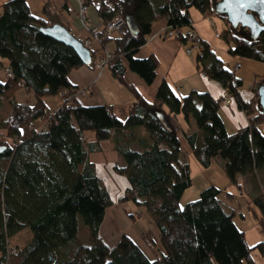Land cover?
I'll use <instances>...</instances> for the list:
<instances>
[{
  "label": "trees",
  "instance_id": "obj_1",
  "mask_svg": "<svg viewBox=\"0 0 264 264\" xmlns=\"http://www.w3.org/2000/svg\"><path fill=\"white\" fill-rule=\"evenodd\" d=\"M83 3L88 6L91 0ZM93 5L103 26L89 29L85 37L97 34L94 41L100 49H106L109 41L115 48L97 58L91 45V63L109 54L111 74L134 96L125 118L112 104L79 100L78 88L68 75L83 61L72 47L41 30L58 19L36 15L28 0H5L0 5V56L8 61L4 69L12 73L5 71L0 78V99L9 110L6 115L0 110V131L7 134L0 140V264H256L255 253L264 257V240L248 243L245 230L235 221L236 210L224 199H234L235 192L211 184L198 198L184 206L180 202L193 174L175 124L179 115L188 123L191 118L195 121L196 128L184 132L195 160L209 167L218 157L239 193H244L240 176L252 177L264 167V116L256 107L255 90L259 78L244 96L235 69L227 67L207 41L189 36L190 10L197 9L204 17L217 15L212 0H100ZM116 18L124 19L122 30L107 33L108 23ZM162 18L168 30L181 32L176 39L182 43L201 41L198 69L236 99L248 124L229 132L221 100L209 91L193 89L177 95L164 78L148 99L126 80L130 69L147 84L155 81L159 58L155 53L140 57L138 52ZM218 32L231 55L264 62V33L258 41H249L227 23ZM21 87L34 93L35 103L17 100ZM54 94L62 95V104L49 110L43 98ZM161 113L171 128L161 120ZM23 128L30 132L26 138ZM89 130L95 134L93 140L87 136ZM103 140H110L124 159L123 165L113 166L127 180L116 198L89 157L102 149ZM115 199L133 202L137 211L131 215L142 212L156 227L158 243L150 231L144 232L152 256L126 233L113 247L102 239L100 226ZM252 200L261 210L259 224L264 229L263 185ZM79 218L87 228L86 241L79 235ZM27 228L32 231L28 242L19 245L12 240Z\"/></svg>",
  "mask_w": 264,
  "mask_h": 264
},
{
  "label": "crops",
  "instance_id": "obj_2",
  "mask_svg": "<svg viewBox=\"0 0 264 264\" xmlns=\"http://www.w3.org/2000/svg\"><path fill=\"white\" fill-rule=\"evenodd\" d=\"M4 1L5 0H0V5ZM28 1L32 11L36 15H40L48 19H53V18L58 19L60 23L65 25L67 28H69L71 32L74 35H76L78 38L89 35L90 33L89 29L99 30L103 26L102 19L100 18L96 8L93 5L94 3H98L100 0H91V3L88 5L89 7L87 13H88L89 28H86L78 17V11H79L78 0H67L66 3L67 6H65L64 4L65 0H28ZM34 9H39V10L35 11ZM190 11L193 19L191 30L195 31L196 34L201 39L207 41L210 47L215 51L213 42H216V39L218 38L214 36V33L211 30V28L212 27L215 29L217 28L216 21L214 20L213 17H204L197 9H191ZM158 22L159 23L156 26H153L152 33L149 35L147 42L140 48L138 52V56L140 57L147 56L150 53H155L159 58V66L157 69V76L155 81L152 84H147L139 75H137L135 72L131 71L130 69L126 70L125 73L126 80L136 85L138 89L148 99H152L154 97L157 86L164 78L167 79V81L171 84L177 95H185L191 90L196 89L199 91H209L215 97L222 98L225 91L224 87L217 80L210 79L207 75L203 76L202 72L197 67L196 56L192 57V53H187L186 47L189 45L190 42L182 43L176 38H165L160 36L159 31L166 26V20L162 18ZM218 43H220L222 47L227 50L228 48L227 43L224 42H218ZM105 46L106 49H100L99 42L94 41L92 43V48L97 50L96 51L97 58L103 55L104 51L106 50L112 51L115 48V43L114 41H109L106 43ZM216 55L218 56L217 53ZM221 59L223 61L225 60L223 58ZM3 61L4 62L1 61V64L7 66L8 61L6 59H4ZM68 76L70 82L74 86H76V88L78 89L84 88L86 90L85 94L77 95V97L82 103L112 104L114 106V110L116 113H117V106L119 105H125L128 107L127 110L128 111L130 110V105L134 100L133 94L123 84H121L118 79H116L111 74L107 66H105L104 68H98L96 66V62L91 63L89 65L84 64L73 68L69 72ZM16 97L18 101L27 102L30 104L35 103V101L37 100L34 93L32 91H29L25 87H21L17 91ZM43 99L45 105L49 110L58 109L62 104V95L60 94L48 95L45 96ZM223 109H224V113H223L224 115L222 114V116L225 121L226 127L228 126L227 121L229 125L232 126L234 131L241 126L248 124V116L245 114L243 110H240L237 107V105L234 104V102H232L227 109L226 108ZM0 110L2 112V115H6L7 112L9 111L7 104L3 99H0ZM118 116L120 117V115ZM180 117L183 119L182 120L183 127L187 128L186 120L183 116L179 115L177 117L178 121H180ZM121 118H125V117L121 116ZM225 118L227 119V121ZM35 124H39V122H36ZM176 126L178 127L177 124ZM1 131H0V140H3L7 138V134L3 129H1ZM29 134H30L29 129L23 128L22 138L28 137ZM93 139L94 138L92 139L89 138V140H93ZM111 143L112 142L110 140H107L106 142H102L101 143L102 149L98 151H92L89 157L95 163V169L97 174L104 180L106 185H108V188L111 191L112 195L116 198L118 197L119 194L123 192V189L127 185V180L125 178V182L121 180L122 184L120 182L119 184L116 181L115 177L113 176V173L116 174L113 167L115 165L114 161H116L117 162L116 164L118 165H123L124 159L115 149L111 148ZM131 146L136 150L139 149V145L136 146L135 143H132ZM106 152L108 154H106ZM194 161L196 160L192 159L189 162L191 165V169L193 165L196 166L197 173H200L202 171L204 172L208 171L212 167L213 161H217L219 164H221V160L218 157L212 160L209 167H201L197 163V161L196 162ZM251 179H252L251 175L243 176V177L240 176V182L243 184L242 185L243 192L244 190H249ZM107 180H109V182ZM211 184L219 186L215 178H211L205 181L203 187ZM224 186L225 188H229L230 183ZM123 205H125V209H123ZM134 206L135 205H129L126 202H121L116 200L111 206H109L106 209L105 216L107 215V213H110L112 216H118L122 218L127 217L128 220L131 221L133 218V216L131 215V211L132 212L137 211L136 206H135L136 211L132 210L131 207ZM139 215L141 217L144 216L142 212ZM139 215L134 214V217L137 218L138 216V218H140V223L141 224L143 223L142 225L144 229L149 231L148 226H146V224L141 220V217ZM131 234L129 235L138 244L142 246L145 252L149 256H152L151 255L152 253L150 252L148 246L144 243V240L140 237V234H138V231H134L132 229Z\"/></svg>",
  "mask_w": 264,
  "mask_h": 264
},
{
  "label": "rangeland",
  "instance_id": "obj_3",
  "mask_svg": "<svg viewBox=\"0 0 264 264\" xmlns=\"http://www.w3.org/2000/svg\"><path fill=\"white\" fill-rule=\"evenodd\" d=\"M78 1H79L78 17L84 25L86 21H83V18L80 14V4L83 3V0H78ZM33 4H34V2H33ZM34 10L38 11L39 9H34ZM87 15H88V13H87ZM212 17L214 18V20L217 23L216 29L213 27L211 28V30L214 33V36H216L215 34H216L217 29L220 32L223 31L224 29H226V22L224 21V19H222L221 17H219L217 15H213ZM87 19H88V17H87ZM159 20H157L155 22L154 26H156L159 23L158 22ZM212 26H213V23H212ZM165 28H166V26L159 31V34L162 37L170 38V37L163 34V30ZM114 32H117V31H114ZM216 38H218V39H216V42H213V46H214L216 53L218 54L219 57L225 59L224 62H225V65L227 67L235 69L236 74L243 81V83L239 86V90L242 92V94L244 96H248L251 93L250 92L251 86L254 83V81L257 78H259L257 80V82H258L261 78L264 77V76H262L264 74V62L258 61L255 59H251L248 57L231 55L228 52V48L226 50L225 48L222 47V45L220 43H218V42L226 43L225 39L222 36H220V37L216 36ZM196 53L197 52L193 51L192 57H195ZM3 60L4 59L0 56V77L5 76V69H4V66L1 64V61L4 62ZM237 62L242 63V65L239 68L235 67ZM203 74L204 73H202V75ZM203 76H205V74ZM224 90L227 91L225 88H224ZM222 98H223V96H222ZM232 102H234V104L237 105L236 99H234L233 96H231L228 93L226 100H224V104L221 102V114L224 113L223 108L227 109L228 106ZM127 108L128 107L125 105L117 106V114L120 115V117L121 116L126 117L129 113ZM182 120L183 119L180 117V121H178V119H177V120H175V123L178 125V135H179L181 143H182L183 153L185 154V158L188 161H191L192 159L195 160L194 157L191 155V153H192L191 147H190V145L186 139L184 132L187 131L188 129L194 130L196 128V124H195L194 119L191 118V123H188L186 121V127L187 128H184L183 124H182V122H183ZM226 121H227V119H226ZM227 125H228L227 130L229 132H233L234 130H233L232 126L229 125L228 121H227ZM140 131L144 135L146 134L145 129H143L142 127H141ZM87 136L90 139L95 138V134L91 130L87 131ZM106 141L107 140H103L101 142H106ZM135 145L137 146L138 144L135 143ZM111 148L114 149L113 143H111ZM106 154H108V153L106 152ZM190 155H191V157H190ZM189 158H190V160H189ZM194 162H196V161H194ZM116 163L117 162L114 161V164H116ZM192 174H193V183L190 187H188L185 190V193L180 200L181 206H184L187 202L198 198L200 195V192L205 187H207V186L203 187V184L208 179L215 178L217 184L221 188H224L225 187L224 185H227L230 183V186L227 189L235 192L236 196L234 197V199H230L227 197H224V199L227 203H230V205L232 207H234V209L236 210L235 221L237 222V224L242 229H244L246 231V238H247L248 243L250 245H253L260 240H264V229H262V227L259 224V218L261 216V210L252 200V196H254L258 193L259 189L261 188V186L264 183V167L258 171V174H252L251 178L254 180V183L252 185L253 180H250L251 181V184L249 186L250 188H249V190H244L243 194L239 193L238 187L231 183V181L229 180V177L227 176L223 166L221 164H219L217 161H213V165L208 171H205V172L202 171L200 173H197L196 166L193 165ZM113 176L115 177V179L118 183L120 182L122 184V181L125 182V177L123 175L113 173ZM107 181L109 182V180H107ZM244 184H245V181H244ZM112 192H113V190H112ZM126 203L129 205H134L133 202H131V201H127ZM131 208H132V210L136 211L135 206L131 207ZM123 209H125V205H123ZM143 215L144 216H142V217L139 215L141 217V220L146 224V226H148L149 231H150V236H152L155 239V241L158 243V239H157V235H156V227H154L153 223L151 224L150 221H148V216L146 214H143ZM142 224L140 223V218H138V216H137V218H135L133 216L132 220L130 221V220H128L127 217L122 218V217H118V216H112L110 213H107V215L105 216L104 222L100 226V235L107 245L113 247L118 243V240L120 239L122 233H126L129 235L132 233V229H133L134 231H138V234H140V237L144 240V243L146 244L145 238H144V232L148 231V230L144 229ZM79 225H80L79 235L84 241H86L87 240L86 239L87 238V235H86L87 234V228L83 224V221L81 218H79ZM31 237H32V231L29 228H27L25 231H22L21 233L15 234L12 237V240L14 242H17L19 245H22V244L28 242L31 239ZM254 257H255L256 264H264V257L260 253H255Z\"/></svg>",
  "mask_w": 264,
  "mask_h": 264
},
{
  "label": "water",
  "instance_id": "obj_4",
  "mask_svg": "<svg viewBox=\"0 0 264 264\" xmlns=\"http://www.w3.org/2000/svg\"><path fill=\"white\" fill-rule=\"evenodd\" d=\"M212 8L219 17L226 20L230 29L247 31V36L236 32L249 41H258L264 33V0H212ZM41 30L46 35L72 47L84 64H91L90 48L85 46L80 38L65 25L56 22L43 26ZM255 90L257 93L256 107L264 116V77L255 84ZM160 117L164 124L171 128L163 113Z\"/></svg>",
  "mask_w": 264,
  "mask_h": 264
},
{
  "label": "built area",
  "instance_id": "obj_5",
  "mask_svg": "<svg viewBox=\"0 0 264 264\" xmlns=\"http://www.w3.org/2000/svg\"><path fill=\"white\" fill-rule=\"evenodd\" d=\"M87 11H88V6L85 4V3H81L80 4V14L83 18V21H86L87 22ZM85 22V27L86 28H89V26L87 25V23ZM123 23H124V19L123 18H116L115 20L111 21L108 23L107 25V33H112L114 31H120L122 30V27H123ZM163 34L168 36V37H177L181 34L180 31H176V30H173V29H167V27L163 30ZM189 36L191 38H195L197 36L196 32L195 31H191V33L189 34ZM216 36H219V32L216 30ZM98 38V35L97 34H92V38H89V37H82L81 38V41L83 42V44L87 47H90L93 43L94 40H97ZM188 42L189 45L187 46L186 48V51L187 53H192L193 51L195 52H200V50L202 49L203 45L201 43L200 40H189ZM108 54V53H107ZM108 57H109V54H108ZM108 57H104V58H101L100 60H98L96 62V66L98 68H104L105 66H107V62H108ZM241 66V62H237L235 67L236 68H239ZM7 74L8 75H11V71L9 69L6 70ZM204 75V74H203ZM86 90L84 88L82 89H78L77 92H76V95L78 94H85ZM227 91H224V94H223V98H220L221 102L224 104V100H226V97H227ZM229 98V97H228Z\"/></svg>",
  "mask_w": 264,
  "mask_h": 264
},
{
  "label": "flooded vegetation",
  "instance_id": "obj_6",
  "mask_svg": "<svg viewBox=\"0 0 264 264\" xmlns=\"http://www.w3.org/2000/svg\"><path fill=\"white\" fill-rule=\"evenodd\" d=\"M236 31L237 32H240V33H243V35H245V36H247L248 34V32L247 31H242V30H240V29H236ZM263 34V33H262Z\"/></svg>",
  "mask_w": 264,
  "mask_h": 264
}]
</instances>
